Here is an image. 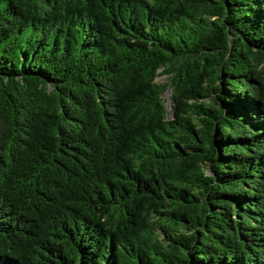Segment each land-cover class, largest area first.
<instances>
[{
  "label": "trees",
  "instance_id": "1",
  "mask_svg": "<svg viewBox=\"0 0 264 264\" xmlns=\"http://www.w3.org/2000/svg\"><path fill=\"white\" fill-rule=\"evenodd\" d=\"M0 264H264V0H0Z\"/></svg>",
  "mask_w": 264,
  "mask_h": 264
},
{
  "label": "rangeland",
  "instance_id": "2",
  "mask_svg": "<svg viewBox=\"0 0 264 264\" xmlns=\"http://www.w3.org/2000/svg\"><path fill=\"white\" fill-rule=\"evenodd\" d=\"M158 79H159L160 81H165V80H166V75L161 74V75L158 76ZM165 95H168V91L165 92Z\"/></svg>",
  "mask_w": 264,
  "mask_h": 264
},
{
  "label": "water",
  "instance_id": "3",
  "mask_svg": "<svg viewBox=\"0 0 264 264\" xmlns=\"http://www.w3.org/2000/svg\"><path fill=\"white\" fill-rule=\"evenodd\" d=\"M167 91H168V94H169L170 91H171V86L170 85H168ZM167 105H169V96H168V99H167Z\"/></svg>",
  "mask_w": 264,
  "mask_h": 264
}]
</instances>
